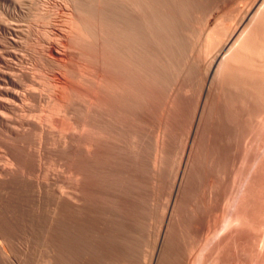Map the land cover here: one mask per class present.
<instances>
[{
    "label": "bare ground",
    "instance_id": "1",
    "mask_svg": "<svg viewBox=\"0 0 264 264\" xmlns=\"http://www.w3.org/2000/svg\"><path fill=\"white\" fill-rule=\"evenodd\" d=\"M0 264H264V0H0Z\"/></svg>",
    "mask_w": 264,
    "mask_h": 264
},
{
    "label": "rangeland",
    "instance_id": "2",
    "mask_svg": "<svg viewBox=\"0 0 264 264\" xmlns=\"http://www.w3.org/2000/svg\"><path fill=\"white\" fill-rule=\"evenodd\" d=\"M48 6H49V10H50V12H52V13H51V14H52V15H51V18L54 16V17L51 19V20H53V21H52V24L54 25V27H59V23L55 21V20L57 19V14H55V13L57 12V10L59 11V12H57V13H60V10H59L60 8H59V7L57 8V6H56L55 4H53V3H51V4L49 3ZM55 7H56V8H55ZM51 10H53V11H51ZM32 11H34L35 13L37 12L36 9L33 8V9L31 10V14H32V15L34 14V15H33V17H30V16H32V15H30V16L28 17L29 19H28L27 17H25V18L23 17V18L25 19V20H24L22 17H21V18H20V17H16V18H17V21H18V22L16 21V23H17V25L19 24V27H20V28H21V27L24 28V27H27V26H29L30 28H31V27L33 28V29L31 28V31L33 32L32 36H33L34 34H35V35L33 36L32 39H28V40H26V41H25V39H24V40H23V39L20 40V41H22V44H25V45L28 44V45H30V46H33V45H35V44L37 45V43L34 42V39H36L38 36H40V34L42 35V32L45 30V29H44V28H45V27H44V23H43L44 21H42V19H40V17H38L39 15L37 16L38 13L35 14V13L32 12ZM55 11H56V12H55ZM54 12H55V13H54ZM86 12H87V11H86ZM86 12H85L84 14H87V15L89 14V15H90L89 11H88L87 13H86ZM90 12H91V11H90ZM53 13H54V14H53ZM91 13H93V12H91ZM84 14H83V15H84ZM35 15H36V16H35ZM89 15H88V16H89ZM91 15H92V16H91L90 18L93 19V14H91ZM84 16H86V15H84ZM55 17H56V18H55ZM26 18H27V19H26ZM33 18H34V19H33ZM90 18L88 17V18L86 19V17H85V20H86V21H89V20H90L91 22H88V23H92V26H94L95 24H93V22L95 23L96 21H94V20H96V19L94 18L93 21H92ZM20 20H21V21H20ZM27 20H28V21H27ZM35 21H36V22H35ZM27 22H28V23H27ZM37 22H38V23H37ZM33 23H34V24H33ZM57 23H58V24H57ZM86 23H87V22H86ZM88 23H87V24H88ZM26 24H27V25H26ZM55 24H56V25H55ZM25 25H26V26H25ZM33 25H34V26H33ZM42 25H43V26H42ZM90 25H91V24H90ZM90 25H89V26H90ZM92 26H91V27H92ZM36 27H37V28H36ZM43 29H44V30H43ZM34 31H35V32H34ZM44 32H45V31H44ZM44 32H43V34H45ZM36 36H37V37H36ZM51 36L53 37V35H51ZM34 37H36V38H34ZM31 41H32V42H31ZM24 42H25V43H24ZM28 45H27V46H28ZM89 46H90V45H89ZM89 46L85 44L84 47H86V48L90 51L89 48H91V47H89ZM86 48H84V49H86ZM92 48H93V47H92ZM87 49H86V51L89 52ZM93 50H94V48H93ZM84 51H85V50H84ZM86 51H85V52H86ZM17 53H20V55L23 54V56H24V55L26 56V57L24 56V58H26L28 61L26 60L27 62H24V63H23V66H25V65H26V67L29 66V67H27V69H28V72H30V74H31L30 76L32 77V79H33L34 81L40 83V84H39V85H40V89H39V86L37 85V90H39V91L43 90V88H42V87H43V86H42V83H43V85H44V84L47 85L48 81L51 82V83H52V82L55 83V81H54L53 79L56 78V76H55L56 74H55V73H56L57 69L51 68L52 71H49L50 74H48V72H45V71L42 70V69H41V72H40V71H39L40 69L37 68L38 66H36L35 64L33 65L34 68L32 67V65L30 66V63L32 62V60H30V58L28 57V55L25 53V51H24L23 49H22V50L18 49V50H17ZM87 54L90 55V54H91V51H90L89 53H87ZM87 54H84L85 57H84L83 54H82L83 58H89V57H87V56H89V55H87ZM92 55H93V54H92ZM69 57H70V59H71V56H69ZM69 57H67L66 59L64 58V61H66V63H68V59H69ZM90 57H91V56H90ZM93 57H94V55H93ZM28 58H29V59H28ZM70 59H69V61H70ZM89 59H90V58H89ZM91 59H92V58H91ZM91 59H90V60H91ZM93 59H94V58H93ZM93 59L91 60L92 62H93ZM29 60H30L31 62H30ZM87 62H88V61H87ZM87 62L84 61L86 67H87V66L90 67L89 65H90L91 62H90V63H87ZM35 66H36V67H35ZM82 67L84 68V64H83ZM86 67H85V68H86ZM32 68H33V69H32ZM36 69H37V71H36ZM38 69H39V70H38ZM53 69L56 70V71H53ZM32 70H33L34 72H33ZM86 70H87V69H86ZM31 71H32V72H31ZM43 71L45 72L44 74H46V76L49 75L50 77H53V79H52V78L50 79V77H49V80H48V77H46V76H45L46 78H43V77H44V76H42V75H44V74H43ZM39 73H41L42 75L39 74ZM54 74H55V75H54ZM40 75H41V76H40ZM38 79H39L41 82H40ZM43 79H46V80L44 81ZM52 80H53V81H52ZM54 83H52V84H54ZM49 85H51V84L48 83V86H49ZM25 87H26V86H25ZM42 92H45V90H43ZM17 104H18L20 107H21V105H22L21 103L19 104V102H18ZM40 104H41V103H40ZM43 104H44V103L42 102L41 106H42V111H43V112H42L41 110H39V111L33 112V114H34V113H35V114H39V113H41V114L39 115V116H41V115L44 113V111H45V114H46V110L43 108V107H45V106H44ZM23 107H24V106L22 105V107H21L22 110H20V113H21V114H22V113H27V114H29L28 112H26V110L24 111L25 108L23 109ZM40 111H41V112H40ZM31 113H32V112H31ZM31 113H30V114H31ZM45 114H44V115H45ZM44 115H42V116L44 117ZM42 116H41V118H43ZM43 119H44V118H43Z\"/></svg>",
    "mask_w": 264,
    "mask_h": 264
}]
</instances>
